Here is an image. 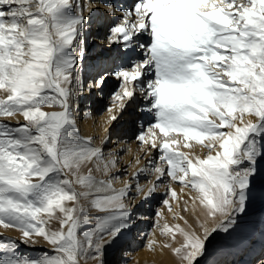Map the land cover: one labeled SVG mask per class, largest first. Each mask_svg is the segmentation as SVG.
Segmentation results:
<instances>
[{"label": "snow or ice", "instance_id": "obj_1", "mask_svg": "<svg viewBox=\"0 0 264 264\" xmlns=\"http://www.w3.org/2000/svg\"><path fill=\"white\" fill-rule=\"evenodd\" d=\"M0 228V264H264V0H0Z\"/></svg>", "mask_w": 264, "mask_h": 264}, {"label": "bare ground", "instance_id": "obj_2", "mask_svg": "<svg viewBox=\"0 0 264 264\" xmlns=\"http://www.w3.org/2000/svg\"><path fill=\"white\" fill-rule=\"evenodd\" d=\"M109 83H110V85L115 84V81H110ZM97 99H95L94 103L91 105V107L93 109V117L90 118V117L84 115L82 112V116L80 119V125H81V128L84 132L93 131L94 130V122H95V124H102L103 120L105 118V114L103 112V109L100 108V105L96 104V102H98ZM120 128H122L125 132H127V137H125V138H129L132 136L130 134L132 126L130 124H127V123L122 124L120 126ZM113 139H115V137H113ZM131 146L135 150L136 145L134 143H132ZM197 154H199V150H197ZM179 187H178V189H179ZM159 199H160V196H157L151 202V206L144 205V207L141 209L140 214L145 219H143L138 224L137 229L134 231H144V232L151 231V228L149 226L151 224V219H150L151 216L149 215V212L154 211V209L157 208L156 202ZM168 220H169V223H174V221H172L170 215H168ZM10 235L13 237L18 236V235H12V234H10ZM128 239L131 241V255L133 256V260H130L128 262V264H132L134 262H136V263L139 262V264H172V257L169 254L165 253V254L161 255V254H159V251L157 253L149 252L143 246L144 241L141 240L139 237H137L135 240H132L131 237H128ZM179 239L180 238L178 237V240ZM43 248H47V245H44ZM20 251L22 253H26L28 255L39 254L37 249H29V248H25L23 246L21 247Z\"/></svg>", "mask_w": 264, "mask_h": 264}, {"label": "rangeland", "instance_id": "obj_3", "mask_svg": "<svg viewBox=\"0 0 264 264\" xmlns=\"http://www.w3.org/2000/svg\"><path fill=\"white\" fill-rule=\"evenodd\" d=\"M111 85H114V84H111ZM97 101H98V102H96V104H97V105H100V108H102V109H104V106L108 103L107 98H105L103 101H101L100 99H97ZM81 116H82V114H81ZM130 134L132 135V130H131ZM173 187H175L176 190L179 191V189H178L179 185H173ZM161 199H163L162 196H160V199H159V200H161ZM156 203H157V202H156ZM156 203H155V204H156ZM156 207H160V205L157 203ZM149 215L152 217V216L154 215V211L149 212ZM149 226H150V228H151V224H150ZM0 232H4V234L7 235V236H11L10 234H12V235H18V233H17L16 231H14V230H5V229H3V228H0ZM7 232H8V233H7ZM42 243H43V242H42ZM44 249H46V248H43V249L37 248L38 253H40V252H41L42 250H44ZM34 255H35V254H34ZM36 255H37V254H36ZM132 264H137V263L134 262V263H132Z\"/></svg>", "mask_w": 264, "mask_h": 264}]
</instances>
